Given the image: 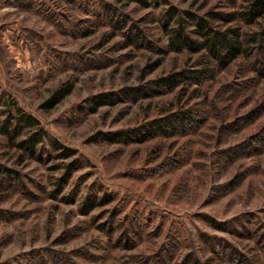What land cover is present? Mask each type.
Returning a JSON list of instances; mask_svg holds the SVG:
<instances>
[{"label": "rangeland", "instance_id": "1", "mask_svg": "<svg viewBox=\"0 0 264 264\" xmlns=\"http://www.w3.org/2000/svg\"><path fill=\"white\" fill-rule=\"evenodd\" d=\"M246 2L0 0V166L19 172L0 170V264H264V17L225 19ZM185 10L238 27L248 53L220 68L171 49ZM181 70L156 94L122 91ZM15 106L47 130L36 154L15 143L29 128L1 132ZM182 110L173 133L133 131Z\"/></svg>", "mask_w": 264, "mask_h": 264}, {"label": "trees", "instance_id": "2", "mask_svg": "<svg viewBox=\"0 0 264 264\" xmlns=\"http://www.w3.org/2000/svg\"><path fill=\"white\" fill-rule=\"evenodd\" d=\"M176 8H170L168 11L171 15L178 13ZM184 16H177L176 25L172 27L166 26V32L168 34V46L171 49H180L187 47L193 50L205 49L211 62L217 67H224L229 64L231 60L240 54H247L249 46L245 45L243 39H241L240 30L236 26H229L224 29L215 28L211 25L209 18L196 14L195 12L185 10ZM235 16L243 19L246 22H254L258 17H264V0H247L246 4L242 9L238 11H230L225 15L226 20H231ZM192 21L194 23L193 28L187 29V22ZM196 36L193 37L192 34ZM132 36V35H131ZM138 32L136 37L138 39ZM135 37V36H132ZM131 38V37H130ZM129 38V39H130ZM135 39V38H134ZM159 63V60L149 65L153 68ZM208 68L201 70H191L193 77L202 75L201 73L206 72ZM186 74L185 70L175 71L170 74L161 76L154 81V85L147 86H131L123 89L126 94H138L142 93L145 95H153L158 92L157 86H173L176 82ZM71 90L70 83H63L59 85L53 93L45 100L43 106L50 107L54 105L59 99H61L66 93ZM116 92H100L92 97L94 102L91 110H95L99 105L105 103L114 97ZM190 119V113L188 110H182L181 112H171L164 116H160L148 121L140 127L135 128L134 132L142 133V139L157 133H173L178 126L184 124L186 120ZM24 128H29L27 133L17 140L16 145L22 152L29 154H36L38 145L47 136V130L40 123V120L32 113L25 112L20 106L10 108L3 120L1 125V132L8 136L15 138L22 132ZM138 130V131H137ZM122 131V130H121ZM119 131L117 134L121 135L126 131ZM56 147H60L59 143H55ZM62 156H68L74 153L71 148L63 146ZM75 161H71L67 164V171L65 177L69 171L74 167ZM5 169V173L8 175L18 174L19 172L15 168H9L0 166V170ZM7 177V176H6ZM9 177V176H8ZM7 177V178H8ZM11 177V176H10ZM63 177V180L64 178ZM63 182V181H62ZM60 188V187H59ZM59 188H56L58 191ZM106 199V198H105ZM96 203H103L90 201L86 205V209H90Z\"/></svg>", "mask_w": 264, "mask_h": 264}]
</instances>
